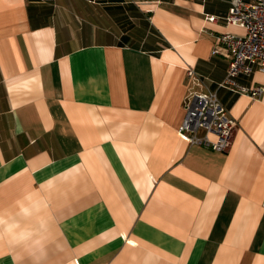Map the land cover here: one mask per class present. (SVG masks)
Masks as SVG:
<instances>
[{
    "label": "crops",
    "instance_id": "0c3cea01",
    "mask_svg": "<svg viewBox=\"0 0 264 264\" xmlns=\"http://www.w3.org/2000/svg\"><path fill=\"white\" fill-rule=\"evenodd\" d=\"M229 4L0 0V264H264V93L218 89L227 151L177 133Z\"/></svg>",
    "mask_w": 264,
    "mask_h": 264
},
{
    "label": "built area",
    "instance_id": "2783aa9c",
    "mask_svg": "<svg viewBox=\"0 0 264 264\" xmlns=\"http://www.w3.org/2000/svg\"><path fill=\"white\" fill-rule=\"evenodd\" d=\"M208 19H221L226 25L240 26L244 33L223 32L217 35L218 46L213 48L212 53H218L219 47H222L230 60L215 89L193 88L200 83V77L194 69H187L193 86L184 100V117L177 133L190 144L227 151L238 122L217 91L226 89L255 99L264 93V85H249L239 80L240 75L248 76L255 68L264 71V0H230L224 16L210 15Z\"/></svg>",
    "mask_w": 264,
    "mask_h": 264
},
{
    "label": "clouds",
    "instance_id": "9594fccd",
    "mask_svg": "<svg viewBox=\"0 0 264 264\" xmlns=\"http://www.w3.org/2000/svg\"><path fill=\"white\" fill-rule=\"evenodd\" d=\"M22 211L25 213V214H30V210L28 208H22ZM37 211H39V207L37 206ZM0 223H4L3 219H0ZM46 224V222L44 220H41V226L44 227ZM16 226L15 225H10L7 229V231L9 233L12 232V230L15 228ZM32 233L31 232H21V233H18L15 237H14V240L15 241H25V240H28L30 237H31ZM35 243L37 245L40 244V241H35Z\"/></svg>",
    "mask_w": 264,
    "mask_h": 264
}]
</instances>
